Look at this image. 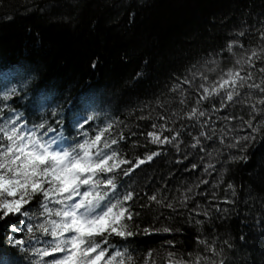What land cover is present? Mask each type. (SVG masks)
I'll list each match as a JSON object with an SVG mask.
<instances>
[{
	"label": "trees",
	"instance_id": "obj_1",
	"mask_svg": "<svg viewBox=\"0 0 264 264\" xmlns=\"http://www.w3.org/2000/svg\"><path fill=\"white\" fill-rule=\"evenodd\" d=\"M261 68L264 0H0V125L44 122L39 134L51 126L46 138L62 147L109 123L111 138L123 133L112 147L130 164L116 170V191L134 193L135 235L110 237L109 253L127 249L126 264H264ZM235 69L251 78L232 101L225 89L204 92ZM149 132L169 142L152 143ZM25 210L35 215L0 220V255L11 264H31L32 248L51 239L41 238L37 201Z\"/></svg>",
	"mask_w": 264,
	"mask_h": 264
},
{
	"label": "snow or ice",
	"instance_id": "obj_2",
	"mask_svg": "<svg viewBox=\"0 0 264 264\" xmlns=\"http://www.w3.org/2000/svg\"><path fill=\"white\" fill-rule=\"evenodd\" d=\"M252 55L255 57L257 54L253 52ZM245 63L250 64L251 60H245ZM241 70H229L227 79L221 78L219 85L211 92L207 88H204V92L219 95L220 89H225L228 101H232L234 95H239L236 88L244 87L247 79L251 78L250 74L241 76ZM260 71L264 72V68ZM225 86L232 90H227ZM247 86L260 87L254 84ZM260 91L264 92V88H260ZM14 92V88L10 90V93ZM260 103L264 104V99ZM259 114L264 115V110ZM191 115H196V109L192 110ZM199 115L203 116L204 112ZM92 119L94 116H89L85 123ZM19 121L20 117L17 116L15 120H7L0 125V220H7L13 215H35L25 210V206L31 205L33 200L37 201L40 215L46 217L45 222L37 226L42 233L41 238L51 239L44 241V247L32 248L36 259L31 264H126L124 257L127 249L124 252L116 249L109 253L110 237L127 239L135 235L128 223L134 214L127 203L133 199L134 193L126 192L119 196L116 191V170L122 164H130L121 159L112 147L124 139L123 133L119 134L118 139L111 138L113 125L109 123L99 128L94 137L61 148L57 145L58 136L46 138L49 132L56 131L51 126L39 134V130L46 127L44 122L28 129L26 121L23 124ZM248 126L252 127L251 122ZM258 130L253 128L254 132ZM147 135L155 144L169 142V137H161L156 132ZM176 135L179 136V133ZM241 139L246 141L250 137ZM158 154L154 152L147 155L146 159L152 160ZM239 159L246 157L241 156ZM143 163L145 160L139 159L137 164L123 170V174L128 176L134 167ZM192 167L196 168L197 165L193 164ZM150 199L155 201L156 196ZM50 204L55 207H49ZM167 206L172 207L171 204ZM27 227L28 232L32 233L34 226L28 224ZM162 230L172 231L170 228ZM144 231L148 232V229ZM41 238H36L37 242ZM11 243L21 247L25 241L13 238ZM131 260L132 257L128 256L127 261ZM0 264L11 262L7 256L0 255ZM220 264H226L225 260L222 259Z\"/></svg>",
	"mask_w": 264,
	"mask_h": 264
},
{
	"label": "rangeland",
	"instance_id": "obj_3",
	"mask_svg": "<svg viewBox=\"0 0 264 264\" xmlns=\"http://www.w3.org/2000/svg\"><path fill=\"white\" fill-rule=\"evenodd\" d=\"M57 146V145H54V147ZM59 147H61L60 145H58ZM62 148V147H61ZM54 207V205H52Z\"/></svg>",
	"mask_w": 264,
	"mask_h": 264
}]
</instances>
